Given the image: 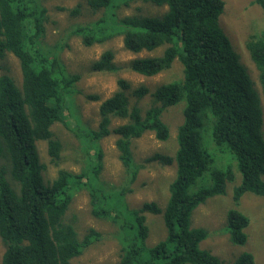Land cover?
<instances>
[{
  "label": "trees",
  "instance_id": "16d2710c",
  "mask_svg": "<svg viewBox=\"0 0 264 264\" xmlns=\"http://www.w3.org/2000/svg\"><path fill=\"white\" fill-rule=\"evenodd\" d=\"M85 2L92 13L109 10L92 26L72 31L85 46L120 35L123 47L131 53L162 49L158 56L131 60L128 67L132 72L152 77L170 69L177 60L182 78L159 85L151 93L144 86L130 92L128 83L117 79L116 90L98 106L97 128L83 137L85 153L94 159L89 173L61 169L52 181L43 180L46 166L40 163L36 143L46 144L49 164L58 166L62 144L52 125L65 123L73 105L70 96L80 76L66 71L58 51H44L40 39L45 33L47 10L40 0H0V245L4 249L0 264H75L100 237L91 228L79 235L66 217L73 190L84 187L91 213L112 222L121 232L119 264H221L200 248L208 232L193 228L191 217L208 198L225 194L226 183L233 180V166L241 176L233 189V203L237 205L246 193L264 198V27L245 40L257 73V88L220 27L222 0ZM134 3L165 6L166 11L160 16H143L136 8L133 15L117 16L116 6L129 8ZM254 3L264 15V0ZM73 13L77 14L78 8ZM7 53L19 63L20 86L3 63ZM116 69L111 50L102 52L91 65L93 72ZM147 95L152 100L142 111L137 103ZM89 98L98 100L95 95ZM181 101L185 103L183 121L177 128L173 158L154 155L146 159L175 164L164 209L154 202L129 209L121 194H117L121 198L118 207L108 206L115 195H106L100 185L88 179L97 180L102 167V152L92 143L114 134L118 159L133 181L139 166L133 160L132 141L146 132L165 141L169 132L161 115L168 105ZM115 119L122 124L111 127ZM210 124L211 141L231 162L224 169L210 170L213 159L202 137L203 126ZM92 147L94 153L89 155ZM205 171H209L210 185L190 192ZM161 213L164 238L147 246L146 215ZM248 223L247 216L234 208L226 213L225 230L231 243H245ZM232 264L255 262L251 253L244 252Z\"/></svg>",
  "mask_w": 264,
  "mask_h": 264
},
{
  "label": "rangeland",
  "instance_id": "374dc122",
  "mask_svg": "<svg viewBox=\"0 0 264 264\" xmlns=\"http://www.w3.org/2000/svg\"><path fill=\"white\" fill-rule=\"evenodd\" d=\"M46 8L45 33L40 39L44 51L51 53L58 51L65 69L69 73L78 74L80 79L74 84L75 92L70 96L71 110H68L65 123L56 122L52 125L55 138L61 142L62 150L58 166L49 164L44 142L36 143L40 163L46 166L42 172L43 180L52 181L58 170H66L72 174L82 171L89 173L94 164V159L85 153V139L88 130H95L99 121L98 106L116 90L117 79L125 80L131 90L144 86L149 92H153L159 85L178 81L182 78L181 64L175 60L170 69L152 77H145L132 72L128 67L129 62L135 58L158 56L162 49L152 52L142 51L138 54L127 51L122 44V36L115 35L103 43H95L85 46L81 37L74 35L72 31L81 26L92 24L109 10H101L92 13L85 0H40ZM224 2L223 13L219 17L220 27L229 39V43L238 55L241 63L248 70L251 80L257 83V73L249 59L245 48V40L250 34H257L264 27V15L261 8L254 0H222ZM113 6V5H112ZM116 6L118 17L133 15L134 10L140 8L138 14L143 16H160L166 11L165 6L134 3L129 8ZM78 8V13L73 11ZM112 10V7H109ZM114 13V11H113ZM55 46H58L57 48ZM111 50L113 63L117 69L113 72H93L91 65L102 52ZM9 69V75L17 86L21 85V74L17 59L10 53L6 54L3 62ZM1 71V70H0ZM95 95L98 100L89 97ZM150 95L141 99L137 105L144 111L151 103ZM130 101L134 98L130 96ZM183 101L168 105L164 109L161 120L168 128L169 136L165 141H159L152 132L144 133L140 138L134 139L131 144L133 160L139 166L136 178L129 180L125 169L118 159V151L114 145L116 136L110 134L92 143L94 148L102 152L101 170L99 178L89 181L100 185L106 195L113 194L115 198L110 204L111 208L118 207L122 195L123 203L129 209H137L145 202H154L164 209L168 200V187L175 176V164L164 165L160 160H146L154 155L165 158H173L177 149V128L183 121ZM122 124L119 120H113L111 127ZM210 125L202 128L203 144L213 159L210 170L224 169L230 160L227 154L217 151L210 138ZM84 139V140H83ZM94 148L90 154L94 153ZM233 180L226 183L225 194L208 198L192 213L191 226L203 228L208 232L207 238L201 242L200 248L209 251L220 259L221 264H232L234 260L244 252L253 255L255 264H264V198L251 193L244 194L237 205L232 201L233 189L240 183L241 176L233 166ZM85 181V179H83ZM211 179L209 171L189 188L195 192L200 188L209 186ZM87 188L73 190L71 204L67 211V219L79 235H83L88 229H93L100 234L81 256L75 259V264H119L120 237L118 227L112 222L99 219L91 213ZM236 209L247 216L248 226L245 228L246 241L243 245H235L229 240L225 230L226 213ZM146 225L148 227L147 246H152L162 240L165 235V227L162 221V213L158 215L147 214ZM123 234V233H122ZM0 245V256L3 252Z\"/></svg>",
  "mask_w": 264,
  "mask_h": 264
}]
</instances>
